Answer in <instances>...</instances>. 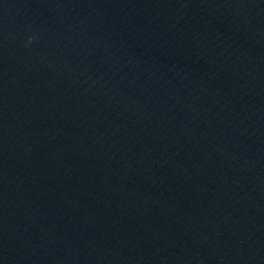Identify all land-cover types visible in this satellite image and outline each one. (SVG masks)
I'll return each mask as SVG.
<instances>
[{
    "label": "water",
    "instance_id": "1",
    "mask_svg": "<svg viewBox=\"0 0 264 264\" xmlns=\"http://www.w3.org/2000/svg\"><path fill=\"white\" fill-rule=\"evenodd\" d=\"M0 264H264V0H0Z\"/></svg>",
    "mask_w": 264,
    "mask_h": 264
},
{
    "label": "clouds",
    "instance_id": "2",
    "mask_svg": "<svg viewBox=\"0 0 264 264\" xmlns=\"http://www.w3.org/2000/svg\"><path fill=\"white\" fill-rule=\"evenodd\" d=\"M31 41H32V38L30 37V38H29V43H31Z\"/></svg>",
    "mask_w": 264,
    "mask_h": 264
}]
</instances>
